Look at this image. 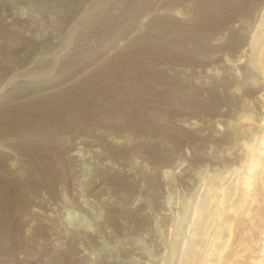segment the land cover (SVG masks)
Segmentation results:
<instances>
[{
	"label": "rangeland",
	"instance_id": "374dc122",
	"mask_svg": "<svg viewBox=\"0 0 264 264\" xmlns=\"http://www.w3.org/2000/svg\"><path fill=\"white\" fill-rule=\"evenodd\" d=\"M0 264H264V0H0Z\"/></svg>",
	"mask_w": 264,
	"mask_h": 264
}]
</instances>
